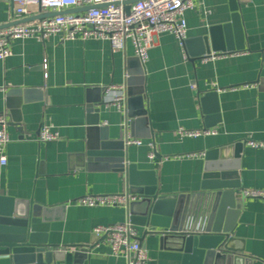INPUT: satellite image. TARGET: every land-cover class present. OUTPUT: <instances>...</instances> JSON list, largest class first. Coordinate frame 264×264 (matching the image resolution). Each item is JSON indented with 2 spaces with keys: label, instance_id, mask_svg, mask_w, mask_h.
<instances>
[{
  "label": "crops",
  "instance_id": "0c3cea01",
  "mask_svg": "<svg viewBox=\"0 0 264 264\" xmlns=\"http://www.w3.org/2000/svg\"><path fill=\"white\" fill-rule=\"evenodd\" d=\"M193 1V7L185 12L187 39L231 21V0ZM237 2L245 32L243 49L217 51V56L207 61L191 59L175 34L156 35L148 60L141 62L145 80L134 85L144 86L143 108L149 117L139 132L152 133L137 137L142 144H125L123 152L126 164L155 170L160 193H196L202 191L207 152L242 142L235 178L242 208L234 245L252 258L250 264H264V197L246 195V191H264V147L247 143L264 142V0ZM30 11L28 18L34 19L44 13L39 5H32ZM23 19L15 16L11 0H0V28ZM231 39L236 45L234 34ZM222 41H226L223 31ZM11 49V54L0 60V112L7 113L11 137L6 147L8 162L0 165V195L63 206L50 221L48 242L61 247L89 246L84 264H127L126 257L114 255L106 240L98 241L92 234L97 225L124 221L127 209L89 207L75 200L86 194L119 193L128 184L126 172L110 161L95 160L89 166L81 154L89 141L90 98L101 96L104 101L100 124L108 128L110 139L126 138V103L125 111L107 104L105 87H126L129 72L136 66L129 58L138 57L133 43L128 40L125 49L118 50L106 39L51 35L13 39ZM96 88L104 90L89 94ZM11 90L19 92L10 94ZM25 90L32 91L25 94ZM44 125L58 130L59 137L41 141ZM127 128L128 135L136 137ZM207 128L218 131L199 136L180 132ZM150 143L155 145L154 159L148 156ZM201 152L204 154L187 155ZM162 210L172 208L162 206ZM149 219V225H136V236L144 237L148 250L145 264H187L184 251L171 240L162 241L160 233L153 230L168 227L172 217L152 213ZM0 264L13 261L0 255Z\"/></svg>",
  "mask_w": 264,
  "mask_h": 264
},
{
  "label": "water",
  "instance_id": "95a60500",
  "mask_svg": "<svg viewBox=\"0 0 264 264\" xmlns=\"http://www.w3.org/2000/svg\"><path fill=\"white\" fill-rule=\"evenodd\" d=\"M133 1L127 2V12ZM231 10L230 22L213 26L208 34L185 41L191 59L245 47V32L237 0H231ZM57 13L61 12H44L35 18ZM30 20L34 18L12 24ZM222 31L225 33L224 42ZM232 34L237 40L236 45L232 42ZM129 62H134L136 66L129 72L126 82L127 125L132 136L148 137L152 130L143 134L138 129L149 122L147 110L143 108L144 86L134 87L145 80L143 65L139 57L129 58ZM101 90L104 89H90L89 94ZM18 92L11 90L10 94ZM88 101L92 103L87 107L89 141L86 151L81 155L90 163L89 166L91 161L107 160L126 172L129 193L139 196L129 204L132 222L135 225H149L152 213L170 215L172 219L168 227L160 231L156 228L153 230L160 233L162 241L171 240L178 249L184 251L187 264H250L252 258L243 253V248L234 245L236 238L233 236L242 208V194L235 192V188L240 186L235 178L243 150L242 142L207 152L202 191L162 194L158 189L155 170L138 169L136 163L126 164L123 152L126 149L125 139L111 140L108 128L101 126L99 112L104 104L102 97L90 98ZM162 206H170L172 210L164 212ZM62 207L45 206L34 199L20 200L0 195V255L9 256L13 264H84L89 246L61 247L48 242L50 221ZM138 239L143 243L144 237Z\"/></svg>",
  "mask_w": 264,
  "mask_h": 264
},
{
  "label": "built area",
  "instance_id": "2783aa9c",
  "mask_svg": "<svg viewBox=\"0 0 264 264\" xmlns=\"http://www.w3.org/2000/svg\"><path fill=\"white\" fill-rule=\"evenodd\" d=\"M14 4V14L18 19L30 17V7L39 5L44 12H61L52 16L36 18L0 28V60L12 52L11 40L25 37L45 39L51 35H60L63 39L99 38L109 40L113 49L123 50L130 40L135 53L145 63L149 57V49L153 46L155 37L162 32L175 34L185 45L187 39V21L185 12L192 8L193 0H135L131 2L129 12L126 11L130 0H11ZM217 53L205 54L201 57L207 61L215 58ZM193 88L196 86L193 85ZM106 103L122 110L127 98L125 84H110L105 87ZM9 119L5 111L0 112V165L7 164L6 147L11 141L8 132ZM126 145L142 144L143 140L128 135L127 123ZM216 128L199 130H180L183 135L199 136L217 133ZM59 131L49 125L42 126L39 139L41 141L55 140ZM255 148L264 147V142L248 140ZM149 158L154 159L156 149L150 143ZM191 153L187 155H203ZM246 195L262 196L264 191H246ZM139 196L129 193L128 184L119 193L86 194L75 200L76 203L93 207L98 205L123 206L127 209V218L119 223L97 225L92 234L99 240H106L114 255L127 258V264H145L148 260L146 246L136 236V225L131 220L129 204Z\"/></svg>",
  "mask_w": 264,
  "mask_h": 264
}]
</instances>
